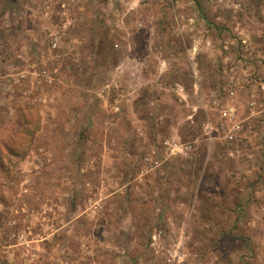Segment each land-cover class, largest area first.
Wrapping results in <instances>:
<instances>
[{
	"label": "rangeland",
	"instance_id": "1",
	"mask_svg": "<svg viewBox=\"0 0 264 264\" xmlns=\"http://www.w3.org/2000/svg\"><path fill=\"white\" fill-rule=\"evenodd\" d=\"M1 185L0 264H264V0H0Z\"/></svg>",
	"mask_w": 264,
	"mask_h": 264
},
{
	"label": "crops",
	"instance_id": "2",
	"mask_svg": "<svg viewBox=\"0 0 264 264\" xmlns=\"http://www.w3.org/2000/svg\"><path fill=\"white\" fill-rule=\"evenodd\" d=\"M33 185H35V184L32 183V186ZM33 189H34V187H33ZM34 199H36L34 196H27L26 199H25V202H22V203H23V205L26 204L27 207H31L35 203H41V202H38V201H36ZM20 203H21V201L19 202V204L16 203V199H15V195L13 193V189L10 188L9 185H6V186L1 185V188H0V211H5V210L9 211V210L13 209V206H16V205L19 206ZM19 207H21V206H19ZM17 208H16V210H17ZM17 217H20V216H17ZM54 217H55V220H54ZM59 220L62 221V216L60 217V214H58V212H56L55 215H51L49 213H47V214L44 213L43 215H41V220L39 221V223H37V221H32L31 218H25L24 223L22 224V227H24V229H25V231H24L25 235L26 236H31V235L36 233V231L38 229L37 225L45 224V226H47L48 223H50L52 225L53 229H54V233L56 232V233L59 234V233L64 231L63 229L61 230V228L63 227V223L59 224ZM72 225L74 227V225H76V224L74 223ZM47 227H49V226H47ZM51 233L53 234L52 230L49 233H47V234L44 233L45 235H43L41 237V239H43V240H41V242L39 244L40 246H42V249H43V251H44V253L46 255L45 257H49L50 256L49 253L47 252V250H48L47 246H50V243H51L50 239H51L52 236L48 237ZM58 234H56V235H58ZM46 238H48V239H46ZM46 240H48V241H46ZM8 246H17V245L14 244V243H11V244H8ZM14 250H16V248H14L12 251H9V249L6 251V252L9 251L8 252L9 258L13 257ZM44 253H43V255H44ZM47 255H49V256H47ZM16 257H17V253H16Z\"/></svg>",
	"mask_w": 264,
	"mask_h": 264
},
{
	"label": "trees",
	"instance_id": "3",
	"mask_svg": "<svg viewBox=\"0 0 264 264\" xmlns=\"http://www.w3.org/2000/svg\"><path fill=\"white\" fill-rule=\"evenodd\" d=\"M29 109H30V108H29ZM28 113H29V114H22V115H20L22 118L20 119V121H18V122H20V124H18L19 126H17L18 128H16L15 131L19 130L20 127H22V124H21V123L26 122V121H25V120H26L25 118H26V117H29V115H31V117H33V119H34L35 121H38V114H37V112H36L35 110L30 109ZM33 119H32V120H33ZM17 140H18V139H17ZM17 143H18V142H17ZM14 144H15V143H13V140H11L9 143H7V142L2 143V144H1V148L12 149L13 147H16V146H17V144H16L15 146H13Z\"/></svg>",
	"mask_w": 264,
	"mask_h": 264
},
{
	"label": "built area",
	"instance_id": "4",
	"mask_svg": "<svg viewBox=\"0 0 264 264\" xmlns=\"http://www.w3.org/2000/svg\"><path fill=\"white\" fill-rule=\"evenodd\" d=\"M54 45H55V43H53V46ZM232 111H233V108H229V114H228L229 117L232 116ZM237 127H238V125L233 122L232 125H231V128L234 129V128H237ZM225 137L227 139H232L233 138V134H232L231 130H229L228 133L225 134ZM169 145L170 146L173 145L174 148L176 147L177 151H184V152H186L188 147H189V146H186V145H183V144L179 145V144L174 143V142L173 143L170 142ZM153 237H155V236H153ZM156 247H158V246H156ZM2 248H3V246H2L1 241H0V249H2Z\"/></svg>",
	"mask_w": 264,
	"mask_h": 264
}]
</instances>
